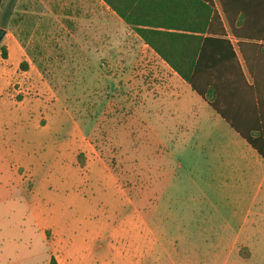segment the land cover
Returning <instances> with one entry per match:
<instances>
[{"label":"rangeland","instance_id":"rangeland-1","mask_svg":"<svg viewBox=\"0 0 264 264\" xmlns=\"http://www.w3.org/2000/svg\"><path fill=\"white\" fill-rule=\"evenodd\" d=\"M0 26L26 51L18 66L0 43V246L50 264L69 221L85 264H264V160L118 15L5 0Z\"/></svg>","mask_w":264,"mask_h":264},{"label":"trees","instance_id":"trees-1","mask_svg":"<svg viewBox=\"0 0 264 264\" xmlns=\"http://www.w3.org/2000/svg\"><path fill=\"white\" fill-rule=\"evenodd\" d=\"M103 1L264 160V28L236 29L232 0H218L235 38L263 43H238L250 83L215 0ZM261 6L257 20L264 21ZM50 264H59L55 256Z\"/></svg>","mask_w":264,"mask_h":264},{"label":"crops","instance_id":"crops-1","mask_svg":"<svg viewBox=\"0 0 264 264\" xmlns=\"http://www.w3.org/2000/svg\"><path fill=\"white\" fill-rule=\"evenodd\" d=\"M101 2L103 4H105L107 6V8H109L112 12H114L116 14V12L114 10H112L110 8V6L107 5L103 0H101ZM4 3H5V0H2V4L0 6V18H1L2 8L4 6ZM215 4H216V7H217L219 13L222 15L223 24H224V27L226 28V30L228 32V36L230 37L233 45L235 46V49L237 51L239 60L242 64V68L244 70L245 76L248 79V81L251 83L252 79L250 80L251 76L248 73L247 67H246L244 60H243V57L239 51L238 43L240 41L243 44L244 43L263 44V43H262V41H257L254 39L240 40L238 38H235L231 33L232 27L230 26L228 20L226 19L221 6H219L220 4L218 5L216 0H215ZM263 4L264 3L261 0H232L231 4L229 5V6H231V9L229 8V12L231 14L232 19L233 20L235 19L234 27L238 30H249V31L263 29L264 28V21L257 20V16H259L258 11L260 8H262L261 5H263ZM244 15L245 16L247 15L246 21L242 20V19H244ZM1 28H3V27H1ZM3 29H5V28H3ZM3 39H4V42L6 44V50H7V58L4 59V61L9 62L11 57H12V54H13V55H16L18 57V66H19L21 60L24 59V57L26 56V51L23 47V43H22L21 39L16 35L9 37V35L7 34V30H6V34H5ZM156 56H158V55L156 54ZM161 60L163 62L162 64H164L166 69L171 74H174V76L178 75L163 59H161ZM3 73H5L4 74L5 76L3 77L4 82H6V80H7V82H10L11 78H12V72L10 73L9 70L8 71L6 70ZM26 98H24L20 102H23ZM50 109H51V107H50ZM48 124L49 123L44 124V126L48 125ZM16 174H17L18 181H19L18 187L20 188V190H23V191L26 190L24 187L25 179H27L26 174H22V173H20V171H17ZM226 177H227V179L229 178L228 176H226ZM35 187L36 186L34 185L32 190H26V191H28L32 195H34L35 189H36ZM102 189L103 188H101V190ZM12 191H13V185L12 184H0V202L4 201L5 195H8V197H9L12 194ZM107 198L108 197H107V194L105 192L103 194H101L100 202H101V204H103V206H106L108 204ZM70 201L75 202V199H71ZM146 202L148 203V199H146ZM157 207H158L157 209H159L160 204H158ZM35 214H36V212H33V215H35ZM146 217L148 218V213H146ZM163 220H164V214L158 213L156 215V221L159 222V221H163ZM147 222H148V220H147ZM64 227H67V229L70 231L68 233L69 243L67 244L66 248L62 250V252H60L59 254H56V259H57L58 263L59 264H85L86 263L85 261L87 259V254H86V252L83 251V249L86 246V244H85L86 239L81 241V239L78 237V241L74 242V239L77 236H76V232L72 231V227H71L69 221H66V223H64ZM94 238H95V242L89 246L90 251L95 250L97 254H98V252H100V254L102 253L105 257H108V258L111 254H115L116 248L113 244H111L108 241L102 242L101 240H97V242H96V234L94 235ZM80 245H81V247H80ZM97 259H98V257L96 256V261H97ZM39 261H40V258H39ZM0 264H38V257L36 255L35 250H32L30 247L26 248V247H22L18 244H14V243L8 244V245H1L0 246ZM44 264H48V262H44Z\"/></svg>","mask_w":264,"mask_h":264},{"label":"water","instance_id":"water-1","mask_svg":"<svg viewBox=\"0 0 264 264\" xmlns=\"http://www.w3.org/2000/svg\"><path fill=\"white\" fill-rule=\"evenodd\" d=\"M5 34H6V30L0 27V43L2 42Z\"/></svg>","mask_w":264,"mask_h":264}]
</instances>
